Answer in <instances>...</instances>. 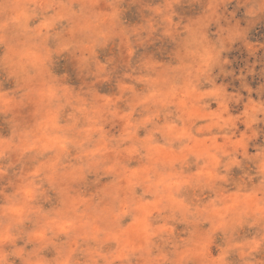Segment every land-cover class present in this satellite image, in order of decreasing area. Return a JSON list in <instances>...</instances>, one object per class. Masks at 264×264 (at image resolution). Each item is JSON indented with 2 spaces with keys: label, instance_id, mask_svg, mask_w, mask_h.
I'll return each mask as SVG.
<instances>
[{
  "label": "rangeland",
  "instance_id": "rangeland-1",
  "mask_svg": "<svg viewBox=\"0 0 264 264\" xmlns=\"http://www.w3.org/2000/svg\"><path fill=\"white\" fill-rule=\"evenodd\" d=\"M41 3L52 7L41 14ZM251 3L0 4V21L10 17L16 33L39 31L43 47L32 58L47 55L64 69L74 62L94 79L81 93L67 71L54 72L68 81L59 85L60 113L70 122L40 116V104L29 103L44 139L0 164V264L12 259L5 238L44 264H128L122 253L135 248L143 256L128 260L139 264H264V12L250 15ZM52 40L54 49L45 46ZM8 53L0 41V153L24 119V108L13 106ZM157 91L161 102L145 103ZM35 152L51 153L46 163L69 173L55 203L38 195ZM193 205L203 210L201 224L187 223Z\"/></svg>",
  "mask_w": 264,
  "mask_h": 264
},
{
  "label": "clouds",
  "instance_id": "clouds-1",
  "mask_svg": "<svg viewBox=\"0 0 264 264\" xmlns=\"http://www.w3.org/2000/svg\"><path fill=\"white\" fill-rule=\"evenodd\" d=\"M97 4H103L104 0H96ZM4 0H0V4H3ZM43 12H46L52 7L51 4H38ZM264 5L261 4V0H252L251 7L252 13L255 14L256 10H261ZM43 26V25H42ZM50 26V25H49ZM0 29L4 30L3 35H0V41L8 44L9 53L5 57L4 67L9 70L11 75L16 77V87L13 89V93L16 97L14 107L24 108V119L15 124L12 129V135L9 140L5 141V149L3 155L4 161H0V164L7 162L8 157L19 149L28 151L26 145L29 142H33L35 138L40 140L44 139V136L39 129L32 127L33 120L38 117H34L28 107L30 102H38L40 104V116H46L52 112H56L60 115V119L64 120L67 117V113H60V107L63 106L65 101V92L59 87L60 84L67 83L65 80H53L54 72L67 71L72 78L73 83L79 82L80 92H85L89 87L93 86L94 79L91 77L90 70L80 71L76 64L73 62L67 69H64L62 65H55L48 61V56L44 55L42 58H32L31 50L40 49L43 47L41 43L37 42L39 36L38 30H26L25 32L16 33L14 31V21L9 17L0 21ZM11 33V35H9ZM24 36L25 39L19 40L18 36ZM67 59V57H65ZM152 75V74H149ZM77 77L79 80L77 81ZM135 82V81H134ZM55 84V92L53 93L50 86ZM4 85V81L0 79V87ZM163 94L160 91L153 93L148 97L145 103L150 105H157L161 102ZM69 122L71 117H67ZM15 120V117H13ZM70 127L74 125L70 124ZM5 134L0 133V135ZM51 153L35 152L33 166L37 169L35 173V179L37 181V187L39 189L38 195L43 200L46 195L51 199L52 203H55L58 196L64 194V186L68 183L69 173L67 170L57 171L52 168L46 162L49 159ZM168 206L165 205V208ZM175 211V209H173ZM187 212L188 224H201V217L203 210L193 205L191 210L185 209ZM6 246L13 245L11 249L5 253L11 257L10 264H44V262H37L32 259L35 256V251L25 252L22 248L14 247L15 240L5 238L3 242ZM191 241H186V246ZM179 247V245H177ZM193 249L190 247L184 252V255H189ZM133 252H138L143 256L144 249L135 248L128 251L127 254L122 253V258L128 261V264H139V259L132 261L128 260V256ZM164 257H148L144 260V264H160V261ZM76 264H90L88 260L77 261ZM169 264H179V261H170Z\"/></svg>",
  "mask_w": 264,
  "mask_h": 264
},
{
  "label": "snow or ice",
  "instance_id": "snow-or-ice-1",
  "mask_svg": "<svg viewBox=\"0 0 264 264\" xmlns=\"http://www.w3.org/2000/svg\"><path fill=\"white\" fill-rule=\"evenodd\" d=\"M261 4L264 5V0H261ZM262 12H264V7L261 9ZM250 15H254V13H250ZM58 43L57 40H52L49 43H47L45 46L46 47H52L53 49L56 47V44ZM264 75V73H262ZM53 80H58V77H52ZM261 95L264 96V89L261 90ZM262 190H264V185H262ZM222 264H241V262L236 261V260H231V261H222Z\"/></svg>",
  "mask_w": 264,
  "mask_h": 264
}]
</instances>
